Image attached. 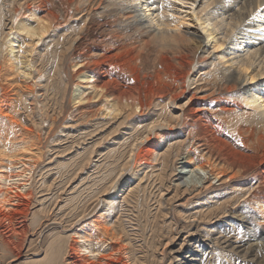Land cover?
Wrapping results in <instances>:
<instances>
[{
  "label": "bare ground",
  "instance_id": "bare-ground-1",
  "mask_svg": "<svg viewBox=\"0 0 264 264\" xmlns=\"http://www.w3.org/2000/svg\"><path fill=\"white\" fill-rule=\"evenodd\" d=\"M105 1L0 0V215L7 218L4 210L23 214L19 223L8 217L10 230L22 242L16 243L0 223L4 241L20 250L30 232L27 199L33 193L28 186L45 150L39 135L44 123L18 113L17 105L36 99L34 79L45 78L50 68L62 116L69 98L77 109L98 107L96 116L116 120V134L123 127L134 130L116 178L93 196L98 210L93 228L90 223L75 227L71 236L80 240L71 237L65 246L59 244L44 264H126L122 226L111 223L109 211L123 188L156 167L153 162L162 166L160 208L174 180L179 182L175 199L188 194L186 205L191 197L204 200L219 186L230 188L253 177L255 185L239 184L203 218L226 217L243 202L264 224V0H192L199 10L192 8L190 18L199 31L185 30L187 21L177 8L160 7L156 0H112L109 18H99ZM226 58L230 67L214 64ZM208 64L212 79L197 86ZM201 121L199 133L195 127ZM226 128L232 136L224 133ZM189 174L199 175L198 182L182 181ZM175 226L165 247L178 234ZM256 245H251L253 252Z\"/></svg>",
  "mask_w": 264,
  "mask_h": 264
},
{
  "label": "rangeland",
  "instance_id": "rangeland-1",
  "mask_svg": "<svg viewBox=\"0 0 264 264\" xmlns=\"http://www.w3.org/2000/svg\"><path fill=\"white\" fill-rule=\"evenodd\" d=\"M156 2L160 7L166 5L176 7V12L181 14L178 16L187 21L183 28L199 31L197 25L194 24L195 21L190 18L192 8L194 13L199 10L197 3L192 0H182L179 3L178 0H156ZM111 3H113L112 0L105 1L101 10L98 11L100 12L97 15L99 18H109L108 11L112 8L107 7V4ZM147 14H150L151 18L154 17L152 11H148ZM81 17L82 15H79L70 21ZM156 23L159 25L158 22ZM113 26L116 27V25ZM67 34H71V31ZM55 35L58 39L62 35V29ZM54 44L50 43L49 47ZM209 45L211 48V44ZM211 50L215 51L213 48ZM227 59L229 58L223 61L214 59V64H217L219 68L223 66L228 68L230 64L225 63ZM210 64L213 65V60ZM210 64L201 71L203 81L197 86L207 85L208 80L212 79L213 72H210L213 67H210ZM53 70L54 68H50L47 76L41 80L34 79L39 85L35 90L36 99L31 96L24 101V105L19 107L17 105L18 113L29 116L30 119L36 121V124L44 123L41 125L42 130L39 135L41 136L40 145L45 150L35 170L31 185L28 186V188L32 187L33 193L32 197L27 199L31 214L27 219L30 227L28 239L22 249L16 250L4 241L3 234L0 233V264H44L50 258L53 248L59 244L63 247L65 243L71 241L75 227L77 229L89 226L94 214L98 212V210L95 211L96 198L94 199L93 196L97 192L101 193L104 190L103 186L107 185L112 178H116L120 171L118 166L124 161L123 154L125 155L126 145L131 138L128 136H131L134 130V126L130 129L123 127L116 134V120L96 116L98 107H90L86 110L77 109L78 105L70 103L69 98L64 101L65 114L63 113L62 116L58 108L60 95L55 96L56 84L54 81L51 84L50 80L54 73ZM159 113L160 110L157 109L156 114ZM203 127L204 123L201 121L195 128L200 133ZM4 129L7 130L2 127L1 131ZM225 131L224 133L228 136H232L229 129ZM35 132L38 135V132ZM8 134L6 132V136H9V139L12 138ZM17 149H19L18 146L14 147V150ZM153 164L156 167H150L145 172H141L133 187L126 186L122 189L109 211L112 218L111 223L118 222L122 226L120 243L126 248V255L129 257V261L124 258L123 263L264 264V250L261 247L264 245V239L258 241V237L264 231V224L259 225L258 215L252 208L242 202L239 204L242 208L233 206L234 211L231 212L232 214L228 213L226 217L221 215V218H216L213 215L210 220L203 218L207 213H213L212 210L215 211L219 204L229 199L233 195V188H237L242 183L246 184V182L255 185L256 179L247 177L242 182L235 181L233 187L230 188L219 186L218 191H212L204 197V200L191 197L192 200L186 205L183 204L188 199V194L175 199L177 196L175 186L179 182L174 180L171 186L168 184V192L165 193L164 204L160 208L156 203V198L158 188L161 186L158 178L162 166L160 162H153ZM7 165L10 164L7 163ZM13 171L17 170L13 169ZM199 177L196 174H189L182 181L198 182ZM216 182L214 181V184ZM137 184L141 186L139 190L135 189ZM210 200L212 203H207ZM3 212L7 213V218L0 215V223H4L5 232H9L8 234L16 243H21L22 237L18 234L14 235V232L10 230L12 229L10 225L13 221L22 222L23 214L11 210ZM188 217L190 219L185 220ZM173 224L176 225L178 234L176 233L177 236H175L174 233L175 240L165 247L168 238L172 235ZM90 226L91 230L94 223H90ZM72 239L80 240L77 235H74ZM253 244H257L255 252L251 250ZM162 250L166 253L161 262Z\"/></svg>",
  "mask_w": 264,
  "mask_h": 264
},
{
  "label": "snow or ice",
  "instance_id": "snow-or-ice-1",
  "mask_svg": "<svg viewBox=\"0 0 264 264\" xmlns=\"http://www.w3.org/2000/svg\"><path fill=\"white\" fill-rule=\"evenodd\" d=\"M179 2H182V0H178V3H179ZM225 2H227V0H225ZM193 7H195V5H193Z\"/></svg>",
  "mask_w": 264,
  "mask_h": 264
}]
</instances>
